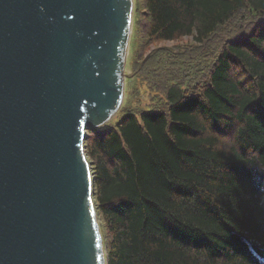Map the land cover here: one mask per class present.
Returning <instances> with one entry per match:
<instances>
[{
  "label": "trees",
  "instance_id": "16d2710c",
  "mask_svg": "<svg viewBox=\"0 0 264 264\" xmlns=\"http://www.w3.org/2000/svg\"><path fill=\"white\" fill-rule=\"evenodd\" d=\"M138 26L192 41L140 65L166 105L88 128L107 264H264V0H144Z\"/></svg>",
  "mask_w": 264,
  "mask_h": 264
},
{
  "label": "water",
  "instance_id": "95a60500",
  "mask_svg": "<svg viewBox=\"0 0 264 264\" xmlns=\"http://www.w3.org/2000/svg\"><path fill=\"white\" fill-rule=\"evenodd\" d=\"M134 0H0V264H107L88 128L125 99Z\"/></svg>",
  "mask_w": 264,
  "mask_h": 264
},
{
  "label": "rangeland",
  "instance_id": "374dc122",
  "mask_svg": "<svg viewBox=\"0 0 264 264\" xmlns=\"http://www.w3.org/2000/svg\"><path fill=\"white\" fill-rule=\"evenodd\" d=\"M134 7L136 9L135 17L133 19V25L131 29L132 32L125 64V86L127 96L124 99L123 106L133 108L136 111H141L151 106L166 105V99L161 93L157 95L155 91L148 87V84L144 81L143 74L139 71L140 65L144 63L149 53H151L156 48L163 47L176 49L178 47L188 46L192 40L191 38L184 37L179 41H161L146 44V39L143 35L142 29L138 26V21L142 20L143 18L144 0H134ZM214 48L215 45L212 48H208V50L213 52ZM209 59L210 58L203 57L204 61ZM88 131L89 129L86 130V134H88Z\"/></svg>",
  "mask_w": 264,
  "mask_h": 264
}]
</instances>
